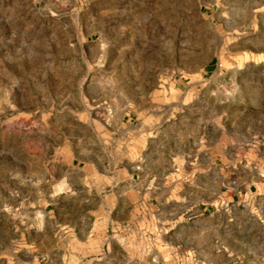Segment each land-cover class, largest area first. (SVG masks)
I'll use <instances>...</instances> for the list:
<instances>
[{
  "label": "rangeland",
  "instance_id": "obj_1",
  "mask_svg": "<svg viewBox=\"0 0 264 264\" xmlns=\"http://www.w3.org/2000/svg\"><path fill=\"white\" fill-rule=\"evenodd\" d=\"M225 204L240 251L264 0H0V264H201Z\"/></svg>",
  "mask_w": 264,
  "mask_h": 264
},
{
  "label": "crops",
  "instance_id": "obj_2",
  "mask_svg": "<svg viewBox=\"0 0 264 264\" xmlns=\"http://www.w3.org/2000/svg\"><path fill=\"white\" fill-rule=\"evenodd\" d=\"M233 204H225L221 212V221L212 224L208 228L211 232L212 243L218 242L210 254H201L203 256L201 264H237L235 258L241 257L238 264H264V204H242V226L247 229L243 232V242L241 250L235 249L234 245V215L232 212ZM201 204L197 206L199 218L202 216ZM180 215V213H179ZM217 213L212 214V219L217 217ZM220 223V224H219ZM206 228V227H205ZM224 228V233L221 229ZM220 229V232H218ZM200 232L202 227L198 229ZM201 237V234H199ZM195 257L198 258L197 247L193 249ZM197 252V253H196ZM200 256V257H202Z\"/></svg>",
  "mask_w": 264,
  "mask_h": 264
}]
</instances>
